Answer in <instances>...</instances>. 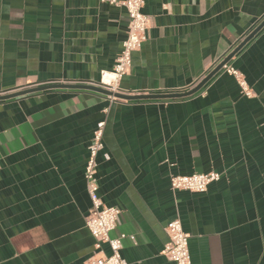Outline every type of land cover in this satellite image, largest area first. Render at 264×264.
Returning <instances> with one entry per match:
<instances>
[{
	"label": "crops",
	"instance_id": "0c3cea01",
	"mask_svg": "<svg viewBox=\"0 0 264 264\" xmlns=\"http://www.w3.org/2000/svg\"><path fill=\"white\" fill-rule=\"evenodd\" d=\"M146 40L121 94H180L199 84L264 18V0H144ZM122 7L101 0H0V96L88 85L115 64ZM223 69L179 99L110 100L54 89L0 100V264H85L94 238L84 180L87 148L104 120L99 196L121 212L128 264H173L162 254L177 218L191 264H264V26ZM217 172L203 194L172 176ZM109 253L106 245L102 246Z\"/></svg>",
	"mask_w": 264,
	"mask_h": 264
},
{
	"label": "built area",
	"instance_id": "2783aa9c",
	"mask_svg": "<svg viewBox=\"0 0 264 264\" xmlns=\"http://www.w3.org/2000/svg\"><path fill=\"white\" fill-rule=\"evenodd\" d=\"M110 5L124 8L128 17L126 36L121 44V49L116 57L114 66L109 71H101L98 82L88 85L103 88L115 93H122L120 81L130 68L133 53L137 52L146 40V32L149 28V17L143 14L144 0H101ZM223 70L232 75L241 89L243 96H253L252 90L247 86L243 75L230 66L224 65ZM115 100L114 97H108ZM105 122H97L91 141L87 148L84 180L86 192L90 200V208L85 215V226L94 238L93 252L85 261V264H128L121 257L122 240L124 234L112 238L110 236L116 228L120 210L116 207H108L103 204L98 192L97 158L103 150V130ZM220 174L217 172L194 173L188 176H172L170 189L174 192L183 191L194 194H203L208 186L217 182ZM167 242L163 247L162 254L173 264H191L188 239L189 235L182 230L181 222L175 218L168 222L165 227ZM106 245L109 253L105 254L102 246Z\"/></svg>",
	"mask_w": 264,
	"mask_h": 264
},
{
	"label": "water",
	"instance_id": "95a60500",
	"mask_svg": "<svg viewBox=\"0 0 264 264\" xmlns=\"http://www.w3.org/2000/svg\"><path fill=\"white\" fill-rule=\"evenodd\" d=\"M264 26V18L256 24L255 29L245 36L243 41L234 48L226 58L220 62L199 84H197L194 88L185 93L180 94H137V95H127L121 93L112 94L104 90L103 88L92 86V85H70V84H59V85H49L44 87H36L29 88L26 90H19L8 94H3L0 96V100H7L17 98L27 94H33L36 92L46 91V90H54V89H63V90H85L96 93L100 96L104 97H114L117 100H125V101H135V100H164V99H179L189 97L191 95L199 92L205 84L218 72L223 69V66L226 65L232 57H234L238 51H240L253 37L254 35Z\"/></svg>",
	"mask_w": 264,
	"mask_h": 264
}]
</instances>
